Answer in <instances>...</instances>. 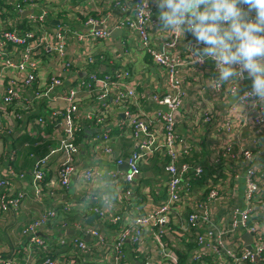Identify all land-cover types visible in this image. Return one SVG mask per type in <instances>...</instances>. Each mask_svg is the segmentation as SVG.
I'll return each mask as SVG.
<instances>
[{
	"label": "crops",
	"instance_id": "crops-1",
	"mask_svg": "<svg viewBox=\"0 0 264 264\" xmlns=\"http://www.w3.org/2000/svg\"><path fill=\"white\" fill-rule=\"evenodd\" d=\"M25 1H39L46 4L45 23L30 21V16L38 15L42 8L27 6L25 11L20 14L16 12L14 17H0V24L4 21L5 27L14 25L18 30L40 27L51 35L64 32V38H67L65 56L61 59L70 62L71 69L62 70L57 58L44 57L38 63L39 83L48 82L53 75L63 79L62 85L53 89L52 98L81 79L79 75L82 72L86 73L83 77L86 78L88 70H93L100 76H116L119 71H127L128 77L124 81L129 82L127 84L137 92V99L130 101L126 98L122 104H118L113 103L110 98L108 103L112 108L102 125H94L92 121L84 122L75 137L77 149L66 156L72 166L66 188L60 186L57 176V166L65 155L66 137L62 134L63 126L61 123L50 121L44 125L37 122L42 107L45 108L50 104L61 108L63 103L59 99L55 102L52 99L36 100L35 105L32 106L35 109L30 105L28 109L11 105L2 113V124L8 129L5 130L4 139L0 141V150L2 147L0 179H11L12 186L9 191L13 195L21 193L22 197L15 211L0 213V254L14 256L26 263H33L35 259H42L49 254L57 259L58 264H107L105 260L103 262L98 259L104 255L101 245L96 238L85 233L84 228L95 227L111 242L120 228L131 222V210L134 207L146 211L165 199V183L168 175L164 169L165 158L160 155L148 159V162L141 166L140 174L130 182L132 197L126 199L128 203L116 201V186L112 184L108 174L113 171H127V159L135 149L136 141L130 130L118 124L124 120L123 111L126 107L129 106V110L133 113H141V117L146 119L149 127L160 138L159 131L162 132L163 123L157 112L162 114L167 108L158 105L154 101V95L167 90L166 73L163 68L153 63L139 46L134 31L117 26L124 18V14L114 0ZM123 1L133 5L137 0ZM157 14V9L154 7L153 15ZM87 15L105 19L103 26L110 31L108 38L95 39L86 35L89 32L84 25ZM27 23H31L32 26ZM73 32L85 36L78 40ZM172 34L174 33L152 31L150 38L157 49H165L170 54L190 60L179 70L184 90L182 105L175 110L179 116L175 117L173 115L175 111L172 112L178 147L181 151L187 149L180 161H192L204 167L202 177L191 181L192 196L203 192L210 184L217 187L220 197L212 204L213 216L227 218L233 206L242 204L245 167L248 162L222 157L220 147L223 142L231 140V135H233V152L240 147L250 146L252 137L257 139V143L251 145L253 158L249 164L258 168L259 182L263 184L264 127L252 124L250 128L235 130L233 134L224 132L226 123L237 122L244 117L246 107L241 106L234 99V93L227 90L229 84L224 85L220 92L212 90L210 81L215 76L214 63L211 60L204 65L193 63L191 53L185 47L192 39L190 36L184 39L178 34L175 44L168 48L165 41H169ZM89 58L92 59L91 63L87 62ZM250 84L251 81L245 79L241 81L238 90L242 92L249 88ZM94 88V98L92 96L80 100L82 117L96 111L100 105L97 99L100 88L97 84H94ZM207 110L213 113L210 122L202 121L203 112ZM253 117L255 115L250 112L249 119ZM82 130L84 132L81 134ZM107 147L110 149L108 152ZM43 158L47 159L48 163L47 176L43 183H38L33 177V169L36 162ZM119 159L122 160L121 164H117ZM9 168L23 172V177L10 176ZM91 171L100 172L99 177L86 179L84 175ZM105 197L110 201V205L104 203ZM263 203H259L256 207L255 220L260 218L258 211L264 209ZM67 205L70 207L68 211ZM98 206L103 211L102 215L92 210ZM47 210H54L57 213L55 218L50 219L46 228L40 229L41 237L50 244L48 252L45 253L46 250L40 247L27 249L26 239L21 232L23 225ZM178 210L185 213L187 208L182 211V206H179ZM112 216L119 217L116 223L111 221ZM262 217L264 219V211ZM155 232L156 228L145 230L139 245H133L129 239L126 240L128 262L142 264L148 258L149 264H178L179 256L185 255L186 259L182 264H199L192 258L189 236L182 235L179 224L174 220L172 224L170 222L164 227L162 241L170 251L175 252V262L162 256V251L160 252L156 246ZM245 233L242 231V234ZM64 236L82 238L89 250L82 252L73 245H59L58 240Z\"/></svg>",
	"mask_w": 264,
	"mask_h": 264
},
{
	"label": "built area",
	"instance_id": "built-area-1",
	"mask_svg": "<svg viewBox=\"0 0 264 264\" xmlns=\"http://www.w3.org/2000/svg\"><path fill=\"white\" fill-rule=\"evenodd\" d=\"M114 1L124 14V18L119 21L117 26L129 28L137 34L139 46L153 63L165 70L167 79V90L164 93L154 95V101L158 105L167 108V111L162 114L157 112V116L160 117L163 123L162 132L159 131L160 138L149 127L146 119L141 117V113H133L129 110V106L123 111L124 120H121L118 124L130 130L136 145L127 159V171H113L108 174L111 177L112 184L116 186V201L129 202L126 199L132 197L130 182L140 174L141 166L155 155L165 158L164 169L168 176L165 183V199L146 211H140L137 207H134L131 210V222L122 226L111 242L104 233L95 227L84 228L85 233L96 238L98 244L101 245V251L104 255L98 257V259L103 262L105 260L107 264H132L126 260V240L129 239L133 245H139L144 231L149 228H156L154 237L157 248L160 249V252L162 251L161 254L164 258L175 262V252L170 251L169 247L162 241L164 227L169 225L170 222L172 224L174 220L179 224L182 235H188L190 241L198 243L199 249L192 254V258L199 264H264V219L262 217L264 209L258 211L260 218L254 219L257 217L255 216L257 205L263 203L264 183L259 182L258 168L249 164L253 158L251 145H255L257 139L252 137L250 146L240 147L235 152H233V135H231L230 141L222 143L220 147L222 157L245 160L248 164L245 167L242 204L233 206L229 210L227 218L213 216L212 204L219 199L220 191L210 184L203 192H198L197 195L192 196L190 181L194 177H201L204 168L199 163L187 160L180 161L187 149L181 151L178 147V138L175 133V123L172 115L173 111L181 107L184 96L179 70L190 60L182 59L179 55L173 53L170 54L165 49H157L151 42L150 35L152 31H160L152 26V21L157 16L153 15L154 5H149V10L152 13L149 19L148 13L140 6L141 0L135 1L133 5H129L128 2L123 0ZM1 2L12 4L14 11L19 14L25 11L27 6L36 7L37 9L42 8L38 15L30 16V21L45 23L47 20L45 3L39 1L19 3L12 0H1ZM4 11L5 7L2 5L0 12L4 13ZM104 23L105 19L103 17L87 15L84 25L89 32L86 35L95 39L108 38L109 30L96 28L103 26ZM4 25L6 24L3 21L0 24V141L4 139L3 135L5 130L8 129L2 124L1 116L11 105L28 109L29 105L31 107L35 105L36 100L52 99L55 102L59 99L63 103L61 108H56L50 104L46 105L45 108L42 107L37 122L44 125L50 121L61 123L63 126L62 134L66 137L65 155L57 166V176L60 186L66 188L68 176L72 169L66 156L77 149L75 137L82 129L84 122L92 121L94 125H102L112 108L108 103L110 98L113 103L122 104V101L126 98H129L130 101L136 100L137 92L127 84L129 82L124 81L128 77L127 71H119L116 76H100L97 71L88 70L86 78L77 80L74 84L62 90L59 95L52 98L53 89L61 86L63 79L60 76L53 75L48 82L39 83L38 63L44 57L57 58L62 70L71 69L72 64L61 59L65 56L67 44L64 32H56L51 35L40 27L34 26L18 30L14 25L8 27ZM72 34L78 40L83 39L85 36L76 32ZM177 37L178 33L172 34L170 40L165 41V45L168 48L172 47L177 41ZM87 62L91 63L92 59L89 58ZM115 77L118 78L115 79ZM216 78H218V71L215 68V76L210 81V87L213 91L220 92L222 87L215 86L214 81ZM94 84H97L100 88V94L97 95L100 105L96 111L87 113L82 117L80 100L86 97L92 98V96L94 98ZM240 85V80L232 81L227 90L230 93H235ZM109 94L111 97H109ZM250 112L247 109L241 120L226 123L224 132L233 134L235 130L250 128L252 124L257 127H264V120L256 117L249 119ZM212 116L213 113H210V111H204L202 121L210 122ZM109 150L107 147L106 151ZM121 163V159L117 160V164ZM47 170V159L38 160L33 169L34 179L38 183H43L47 176ZM8 174L20 178L24 175L23 172H17L12 168L8 169ZM99 175L100 172L91 171L87 172L84 177L90 179L99 177ZM234 176L236 177V175ZM11 186V179H0V188H2V191H0V213L2 214L9 210L15 211L20 205L22 194L13 195L9 191ZM104 203L110 205L107 197H105ZM179 206H182V211L187 208L186 212L179 211ZM69 209L70 207L67 205L66 210ZM92 210L99 215L103 214L99 206L94 207ZM56 216V211L47 210L23 225L21 232L26 239L27 249L40 247L46 250L45 253L48 252L47 249L50 244L41 237L40 229L46 228L50 219ZM118 219V216H112L111 221L116 223ZM242 231L250 235V248L247 247L242 237L244 235ZM66 237H61L58 244L73 245L74 248L82 252L89 250L87 249V243L82 238ZM46 255L48 256L42 259H35L33 263H26L14 256L0 254V264H58L57 259L49 256V254ZM148 260L146 258L142 264H149Z\"/></svg>",
	"mask_w": 264,
	"mask_h": 264
},
{
	"label": "clouds",
	"instance_id": "clouds-1",
	"mask_svg": "<svg viewBox=\"0 0 264 264\" xmlns=\"http://www.w3.org/2000/svg\"><path fill=\"white\" fill-rule=\"evenodd\" d=\"M150 4L158 12L156 30L190 36L185 47L193 63L214 62L216 87L251 81L234 99L264 120V0H141L149 19Z\"/></svg>",
	"mask_w": 264,
	"mask_h": 264
},
{
	"label": "trees",
	"instance_id": "trees-1",
	"mask_svg": "<svg viewBox=\"0 0 264 264\" xmlns=\"http://www.w3.org/2000/svg\"><path fill=\"white\" fill-rule=\"evenodd\" d=\"M12 1H17V2H19V3H21V2H24L25 0H12ZM4 6L5 7V11H4V13H1L0 12V15H1V17H4V18H7L8 16H10V17H14L15 15V11H14V9H13V7H12V4H3L2 2H1V0H0V8H1V6ZM9 14V15H8ZM28 25H30V26H32V24L31 23H27ZM101 75L103 74L102 72H99ZM84 132V130H82V132H81V134ZM80 134V135H81ZM79 135V136H80ZM78 141V140H77ZM182 162V161H181ZM203 167V166H202ZM204 168V167H203ZM205 170V169H204ZM193 175V174H192ZM194 177V176H193ZM202 177V176H201ZM201 177H194V179H191V181H193V180H196V179H200ZM190 181V182H191ZM198 248H199V245H198V243H196V242H192V241H190V249L192 250V252H193V254H194V252H196L197 250H198ZM4 255V254H3ZM179 261H178V264H182L183 262H184V260L186 259L185 258V255H180L179 256Z\"/></svg>",
	"mask_w": 264,
	"mask_h": 264
},
{
	"label": "water",
	"instance_id": "water-1",
	"mask_svg": "<svg viewBox=\"0 0 264 264\" xmlns=\"http://www.w3.org/2000/svg\"><path fill=\"white\" fill-rule=\"evenodd\" d=\"M96 28H98V29H104L105 27L104 26H98V27H96ZM116 31V30H115ZM114 31V32H115ZM118 31V30H117ZM113 33V32H112ZM84 74L86 75V73L85 72H82V74H80L79 75V77H84ZM173 115L176 117V116H179V114H178V112H174L173 113ZM243 239H244V241H245V243L247 244V247L248 248H250V245H249V243H250V241H251V238H250V235L248 234V233H245V235L243 236ZM137 264H140V262H138Z\"/></svg>",
	"mask_w": 264,
	"mask_h": 264
}]
</instances>
